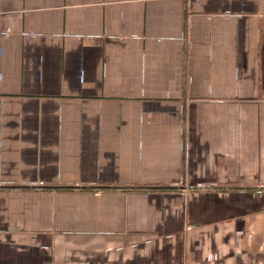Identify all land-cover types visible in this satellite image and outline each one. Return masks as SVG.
Masks as SVG:
<instances>
[{
    "label": "crops",
    "instance_id": "crops-1",
    "mask_svg": "<svg viewBox=\"0 0 264 264\" xmlns=\"http://www.w3.org/2000/svg\"><path fill=\"white\" fill-rule=\"evenodd\" d=\"M0 264H264V0H0Z\"/></svg>",
    "mask_w": 264,
    "mask_h": 264
},
{
    "label": "built area",
    "instance_id": "built-area-1",
    "mask_svg": "<svg viewBox=\"0 0 264 264\" xmlns=\"http://www.w3.org/2000/svg\"><path fill=\"white\" fill-rule=\"evenodd\" d=\"M199 190H207V187H205L204 185H199V187H197Z\"/></svg>",
    "mask_w": 264,
    "mask_h": 264
}]
</instances>
